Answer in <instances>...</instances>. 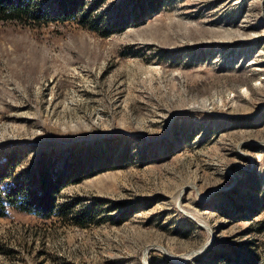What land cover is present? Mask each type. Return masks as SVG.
Returning <instances> with one entry per match:
<instances>
[{"label": "rangeland", "instance_id": "374dc122", "mask_svg": "<svg viewBox=\"0 0 264 264\" xmlns=\"http://www.w3.org/2000/svg\"><path fill=\"white\" fill-rule=\"evenodd\" d=\"M83 10L0 22V264H264V0Z\"/></svg>", "mask_w": 264, "mask_h": 264}, {"label": "trees", "instance_id": "16d2710c", "mask_svg": "<svg viewBox=\"0 0 264 264\" xmlns=\"http://www.w3.org/2000/svg\"><path fill=\"white\" fill-rule=\"evenodd\" d=\"M85 0H0V22L8 23H37L47 25L49 23H72L84 25L87 29L97 32L90 11H84ZM113 31H105L109 37ZM3 178L0 177V186ZM21 192L0 189V219L7 218L10 212L16 211L21 214L34 215L48 220L54 215L64 217L55 206L54 195L44 194L40 200L36 199L33 204L27 201ZM32 205V206H31Z\"/></svg>", "mask_w": 264, "mask_h": 264}, {"label": "bare ground", "instance_id": "6f19581e", "mask_svg": "<svg viewBox=\"0 0 264 264\" xmlns=\"http://www.w3.org/2000/svg\"><path fill=\"white\" fill-rule=\"evenodd\" d=\"M180 195V194H179Z\"/></svg>", "mask_w": 264, "mask_h": 264}]
</instances>
